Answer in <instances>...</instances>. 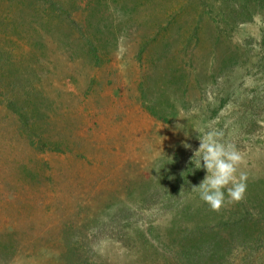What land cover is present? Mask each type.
Listing matches in <instances>:
<instances>
[{"label": "rangeland", "instance_id": "obj_1", "mask_svg": "<svg viewBox=\"0 0 264 264\" xmlns=\"http://www.w3.org/2000/svg\"><path fill=\"white\" fill-rule=\"evenodd\" d=\"M0 264H264V0H0Z\"/></svg>", "mask_w": 264, "mask_h": 264}, {"label": "clouds", "instance_id": "obj_2", "mask_svg": "<svg viewBox=\"0 0 264 264\" xmlns=\"http://www.w3.org/2000/svg\"><path fill=\"white\" fill-rule=\"evenodd\" d=\"M176 128L183 129L184 125L177 123ZM222 137L223 133L214 128L203 131L198 137L199 148L190 161L195 169L203 167L206 170L205 178L193 190H198L200 199L216 211L223 206L226 193L229 202L243 199L247 179V173L237 174L243 161L242 153L234 144L224 142ZM184 147L190 149L191 145L185 143Z\"/></svg>", "mask_w": 264, "mask_h": 264}, {"label": "trees", "instance_id": "obj_3", "mask_svg": "<svg viewBox=\"0 0 264 264\" xmlns=\"http://www.w3.org/2000/svg\"><path fill=\"white\" fill-rule=\"evenodd\" d=\"M175 188L178 189L179 188L178 185H176Z\"/></svg>", "mask_w": 264, "mask_h": 264}]
</instances>
